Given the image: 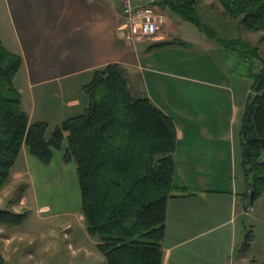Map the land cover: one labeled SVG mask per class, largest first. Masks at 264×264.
I'll use <instances>...</instances> for the list:
<instances>
[{"label":"crops","instance_id":"obj_1","mask_svg":"<svg viewBox=\"0 0 264 264\" xmlns=\"http://www.w3.org/2000/svg\"><path fill=\"white\" fill-rule=\"evenodd\" d=\"M203 4L198 14L204 25L218 37L240 39L239 23L224 17L216 0ZM156 12L165 20L156 35L134 40L127 36L119 0H0V40L21 59L14 85L24 111L30 121L46 122L47 131L82 111V87L96 70L119 65L131 94L148 98L176 127L173 183L185 192L176 191L167 202L162 264H225L236 255L237 233L244 231L238 226L247 191L239 126L251 90L240 75L232 79L228 68L219 69L217 55L210 72L198 71L202 78L193 75L197 66L176 49L208 53L215 51L209 43L214 39L198 29L194 33L160 2ZM170 41L175 42L158 46ZM227 57L224 53L223 60ZM65 186L77 191L68 206L52 208L51 200H39ZM77 205L75 165L65 163L60 150L43 165L22 145L0 190V211L30 209L42 224L59 221ZM18 226H0V264H63V240L71 246V264L77 250L96 249L97 241L88 233L15 231Z\"/></svg>","mask_w":264,"mask_h":264},{"label":"trees","instance_id":"obj_2","mask_svg":"<svg viewBox=\"0 0 264 264\" xmlns=\"http://www.w3.org/2000/svg\"><path fill=\"white\" fill-rule=\"evenodd\" d=\"M203 1L160 4L246 63L243 75L252 84L240 117L239 147L247 188L243 200L252 191L253 202L264 196V60L257 46L243 39H222L204 25L198 14ZM216 1L224 17L237 21L243 31L261 33L259 43L264 44V0ZM255 62L260 64L257 70ZM20 65V57L0 40V190L22 145L48 165L65 143L63 161L75 165L85 230L97 238L96 249L105 264H162L167 202L176 191L185 192L173 183V119L148 98L133 96L120 66L110 64L96 70L82 87V111L62 121L46 138L47 123L29 120L14 85ZM27 217L28 212L1 210L0 226H18ZM249 240L247 236L242 252L249 248Z\"/></svg>","mask_w":264,"mask_h":264},{"label":"rangeland","instance_id":"obj_3","mask_svg":"<svg viewBox=\"0 0 264 264\" xmlns=\"http://www.w3.org/2000/svg\"><path fill=\"white\" fill-rule=\"evenodd\" d=\"M203 2L198 5V11L201 12V7L203 6ZM199 13V14H200ZM173 15V14H172ZM189 29H191L194 33H198L197 28L191 24L190 22H184ZM261 33H250L246 31H241L240 39H245L246 41H249V43L253 46H257L259 50V54L261 55V58L264 60V44L259 43ZM221 38V37H220ZM224 39V38H222ZM210 45L214 47L215 51L205 52L204 50H200L201 48H178L176 51L180 56L187 57L190 59L195 65L197 66L193 72V75L198 76L202 78L201 74L197 75L198 71L202 70H210L211 68V60L214 58V56H218L219 59V69L221 67L228 68L229 73H231L232 79L236 77L237 75H240L242 78H244V82L249 85L252 84V81L250 78L245 77L243 74L245 73V70L247 69L246 63H240L238 55L235 53H230L229 51L225 50L221 45H219L216 41L211 40ZM214 52V53H213ZM225 55L228 57L223 60ZM251 59V58H250ZM209 61V63H207ZM208 64V67L207 65ZM254 67H256L255 70L260 68V64L258 62L254 63ZM208 70V72H210ZM214 79V78H213ZM251 90V89H250ZM79 114V113H77ZM46 133V138L49 137L51 132L53 131L54 127H50ZM65 143L63 144L60 152L63 153L65 149ZM219 186V185H217ZM74 198H77V191L76 189H73L72 186H65L63 188H60L59 190H52V192H48L42 195H39V200H51L53 208L54 206H68L70 202H73ZM253 199V198H252ZM249 200V198H248ZM247 200V201H248ZM244 201V202H247ZM3 210H11V209H3ZM24 212H28V220L25 221L21 226H18L16 228H13L19 231H27L30 233H37L38 231H43V233H87L85 230V224L83 216L80 212V209L77 206L73 207L71 209V212L68 214H64L61 218H55L52 220L46 219L42 224L39 222L36 218V214L31 211L30 209H25ZM49 215V214H47ZM45 215V216H47ZM238 226L241 229H244L242 232L237 233L238 237V245L236 248V255H240L241 257L247 259V262H240L238 260V256L234 255L233 257L228 258L225 264H251L252 261H255L257 263H261L264 261V196L255 198L254 201L250 202V205L247 207V211H244V214H242L241 218L238 220ZM57 225V229L55 226ZM59 226V227H58ZM250 238L249 243L250 246L247 249V251L242 252V244H244V241L246 238ZM97 241V238H95ZM60 241V240H59ZM68 242L66 240H63L60 244L63 247V264H71L70 263V253L71 249L68 246ZM87 248V246H85ZM75 248V247H74ZM25 249H28L25 246ZM56 249V248H54ZM53 249V250H54ZM93 254L98 255L97 257L99 260L96 261L94 256H92V253H88L87 249L81 248L80 250H77L75 252V258L73 259V264H105V260L103 256L96 250L91 251ZM55 253V251H54ZM17 256H14V260ZM58 260H52L50 264H58Z\"/></svg>","mask_w":264,"mask_h":264},{"label":"built area","instance_id":"obj_4","mask_svg":"<svg viewBox=\"0 0 264 264\" xmlns=\"http://www.w3.org/2000/svg\"><path fill=\"white\" fill-rule=\"evenodd\" d=\"M129 39H151L164 24L156 12L160 0H119Z\"/></svg>","mask_w":264,"mask_h":264},{"label":"water","instance_id":"obj_5","mask_svg":"<svg viewBox=\"0 0 264 264\" xmlns=\"http://www.w3.org/2000/svg\"><path fill=\"white\" fill-rule=\"evenodd\" d=\"M252 196H253L252 191H250L249 200L247 202H243V211H247V207L250 205V202L252 200ZM1 261H2V259L0 257V263H1Z\"/></svg>","mask_w":264,"mask_h":264}]
</instances>
